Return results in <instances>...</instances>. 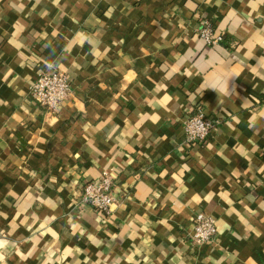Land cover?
<instances>
[{
    "label": "crops",
    "instance_id": "crops-1",
    "mask_svg": "<svg viewBox=\"0 0 264 264\" xmlns=\"http://www.w3.org/2000/svg\"><path fill=\"white\" fill-rule=\"evenodd\" d=\"M48 65L74 87L55 111ZM104 171L111 215L81 203ZM0 264H264V0H0Z\"/></svg>",
    "mask_w": 264,
    "mask_h": 264
},
{
    "label": "built area",
    "instance_id": "built-area-1",
    "mask_svg": "<svg viewBox=\"0 0 264 264\" xmlns=\"http://www.w3.org/2000/svg\"><path fill=\"white\" fill-rule=\"evenodd\" d=\"M207 45H216L223 40L222 35H215L213 25L205 21L197 31ZM74 94V87L69 75L55 65H48L39 71L38 77L30 87V95L39 106L48 111L59 109ZM218 119L205 115L200 107L196 112H187L182 124L187 145L202 146L212 137L219 125ZM120 202L117 186L112 175L104 171L101 175L86 182L83 186L81 203L91 206L105 215H111L113 208ZM217 235L216 220L204 212L194 217V234L191 241L194 247H200L214 241Z\"/></svg>",
    "mask_w": 264,
    "mask_h": 264
}]
</instances>
